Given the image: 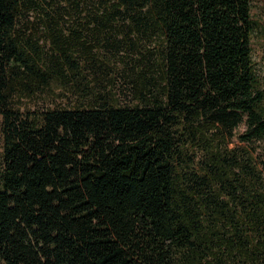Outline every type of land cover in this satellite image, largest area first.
<instances>
[{
  "label": "trees",
  "instance_id": "1",
  "mask_svg": "<svg viewBox=\"0 0 264 264\" xmlns=\"http://www.w3.org/2000/svg\"><path fill=\"white\" fill-rule=\"evenodd\" d=\"M257 3L0 0V264H264Z\"/></svg>",
  "mask_w": 264,
  "mask_h": 264
},
{
  "label": "rangeland",
  "instance_id": "2",
  "mask_svg": "<svg viewBox=\"0 0 264 264\" xmlns=\"http://www.w3.org/2000/svg\"><path fill=\"white\" fill-rule=\"evenodd\" d=\"M253 19L257 23V30L253 36L252 48H253V62L256 68L258 76L264 83V5L257 3L253 10ZM61 101H59L60 103ZM42 107V104H39ZM1 123V118H0ZM246 126L242 125L237 132V137L234 140V144L238 146H245V143L241 142L240 136L246 133ZM2 135L0 131V153L2 149ZM259 148V144H258ZM257 156V155H256ZM259 160V157H258Z\"/></svg>",
  "mask_w": 264,
  "mask_h": 264
}]
</instances>
